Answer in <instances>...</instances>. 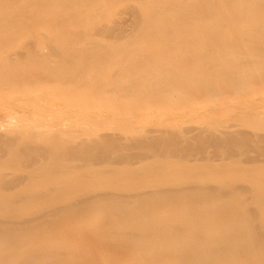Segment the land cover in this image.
I'll return each instance as SVG.
<instances>
[{"label":"bare ground","instance_id":"6f19581e","mask_svg":"<svg viewBox=\"0 0 264 264\" xmlns=\"http://www.w3.org/2000/svg\"><path fill=\"white\" fill-rule=\"evenodd\" d=\"M72 1L0 0V8L21 2L22 11L32 5L50 9L55 3L65 8ZM75 1L83 4L88 0ZM154 2L161 7L152 6L144 18H139L133 29L135 36L202 35L214 43L216 53H248L258 57L255 65L264 64V0ZM12 16L3 12V19ZM52 19L59 23L57 16ZM94 29L91 26L90 31ZM66 34L69 40L73 38V34ZM72 40L61 47L54 45L74 64L104 61L106 47L114 45L89 41L78 48L79 43ZM191 44L189 41L184 46ZM237 61L245 62L243 67L250 66L247 59ZM234 63L235 59L214 71L202 69L199 75L191 76L164 70L160 64L147 68L142 58L132 63L137 67L132 73L134 78L150 83L158 78L163 81L139 95L154 96L166 83L209 93L256 77L245 69L236 70ZM56 72L66 75L60 67ZM178 105L179 111L192 108L186 101ZM84 135L79 139L53 137L44 141L47 144L42 142V148L25 147L24 143L32 141L26 137L0 139V148L7 154V161L0 159V240H7L6 246L0 245V264H8L19 249L23 255L13 264H133L137 260V264H264V175L253 182L249 180L251 169L235 161L205 163L201 165L204 174L248 180L244 185L230 180L207 186L193 181L198 176L193 166L167 157L183 156L196 146L201 151L203 139L222 145L220 152L236 153L246 145L247 135L208 127L183 136L166 129L156 135L147 131L138 138L95 132ZM126 146L142 151V156L136 157L137 165L131 161L133 157L121 153ZM66 157L73 163L67 165L62 160ZM95 161L107 163L105 171L87 167ZM8 166L26 169L27 176H8L4 171ZM258 167L263 173L264 167ZM30 177L38 178L39 185L31 196L30 189L22 185ZM53 182L52 189L45 187ZM8 185L18 187L9 193ZM71 193L76 195L68 198ZM32 203L36 204L35 214L30 212L32 216L25 218ZM100 214H106V222L94 221ZM247 234L251 236L245 237ZM70 240L77 242L73 250L67 247ZM92 245L98 247L97 253H88Z\"/></svg>","mask_w":264,"mask_h":264},{"label":"rangeland","instance_id":"374dc122","mask_svg":"<svg viewBox=\"0 0 264 264\" xmlns=\"http://www.w3.org/2000/svg\"><path fill=\"white\" fill-rule=\"evenodd\" d=\"M19 4L0 8V139L26 137L32 141L24 143L25 147L42 148L45 146L42 142L53 137L76 136L79 139L85 137V132L138 138L147 131L156 135L161 129L183 136L187 133L195 135L207 127L217 128L247 135L246 145L236 153L220 152L222 145L203 139L206 141L201 145V151L197 146L195 149L191 146L193 150L183 154L184 157L178 154L167 157L193 166L194 172L198 173L193 181L207 186L230 180L244 185L248 180L241 176L231 179L223 174H213L215 177L204 174L201 165L205 163L235 161L243 168L251 169L249 180L253 182L264 175V170L262 173L258 167H264V64H254L258 57L248 53H216L214 43L202 35L135 36L133 29L139 18H144L152 6L161 7L154 0H88L83 4L73 0L65 8L55 3L50 9L32 5L25 11ZM31 10L35 11L29 15ZM3 12L13 16L10 20L3 19ZM54 16L59 18L58 24L52 19ZM91 26L96 29L90 31ZM67 32L73 34L71 40L79 43L78 48L89 41L114 45L106 47L104 61L74 64L59 48L71 41ZM189 41L192 44L186 48L184 43ZM115 42L121 45H115ZM142 58L147 68L160 64L164 70L191 76L199 75L202 69L214 71L222 63L235 59L236 70L245 69L255 73L256 77H247L230 89L217 87L209 93L182 90L175 84L166 83L160 93L145 96L139 94L154 90L163 81L158 78L150 83L134 78L132 72L137 67L132 63L141 62ZM238 58L249 60L250 66L243 67L245 62L237 61ZM59 67L66 75L57 74ZM193 92L195 95H191ZM181 101L188 102L192 108L179 111ZM120 151L124 156L133 157L134 165L138 164L136 157L142 156L137 147L126 146ZM6 158L7 154L0 148V159L7 161ZM62 160L67 165L73 163L67 157ZM46 161H50L49 158ZM76 163L84 165L81 161ZM170 163L176 166L173 160ZM106 165L95 161L87 167L105 171ZM4 171L8 176H27V170L23 168L8 166ZM26 181L22 185L30 189L31 196L39 186L38 178L30 177ZM53 184L56 183L45 187L52 189ZM17 187L8 185L6 190L13 193ZM75 195L71 193L68 198ZM35 207V203L29 204L24 217L34 215ZM94 221L106 222V214L97 215ZM6 244V239L0 240L1 246ZM76 246L74 240L67 245L71 250ZM98 250L92 245L88 253ZM22 255L19 249L7 263H17Z\"/></svg>","mask_w":264,"mask_h":264}]
</instances>
